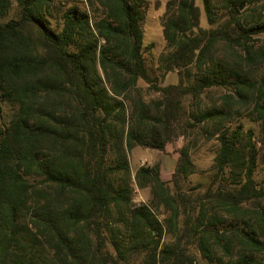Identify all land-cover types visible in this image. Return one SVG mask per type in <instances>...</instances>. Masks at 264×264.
Returning <instances> with one entry per match:
<instances>
[{
	"label": "trees",
	"instance_id": "1",
	"mask_svg": "<svg viewBox=\"0 0 264 264\" xmlns=\"http://www.w3.org/2000/svg\"><path fill=\"white\" fill-rule=\"evenodd\" d=\"M259 1L225 0L228 16L206 28L196 0H170L161 65L180 81L161 85L144 55L148 0H0V18L16 8L0 22V109L13 108L0 124V264H194L193 236L210 264H264L260 148L252 128L233 124L256 121L264 142V44L253 37L264 16L240 10ZM204 5L216 23L214 0ZM141 81L159 97L146 100ZM213 88L230 92L202 106ZM198 128L220 143L219 189L195 203L183 192L195 171L183 146L176 190L159 163L141 166L136 182L152 199L133 204L130 151H165Z\"/></svg>",
	"mask_w": 264,
	"mask_h": 264
},
{
	"label": "rangeland",
	"instance_id": "2",
	"mask_svg": "<svg viewBox=\"0 0 264 264\" xmlns=\"http://www.w3.org/2000/svg\"><path fill=\"white\" fill-rule=\"evenodd\" d=\"M70 3H74L78 0H68ZM170 0H148L147 7L145 9V19L143 21L144 30V55L146 58V64L150 71L151 76L159 82L161 85L177 84L180 81V75L178 70L166 72L161 65V57L168 51L167 41L164 36L163 18L167 11V4ZM196 3L200 6L202 12V25L206 28L219 25L228 15L229 7L226 5L225 0H214L215 8L217 9V22L211 24L207 15L204 0H196ZM16 10H14L4 17L0 18V22L8 21L14 17ZM241 12L251 14L252 11H256L258 15L264 16V0L242 5L240 8ZM255 38L254 43L256 47L260 44H264V33L253 35ZM221 48V47H220ZM142 88V92L146 100L158 98L159 94L155 91L153 85L141 81L139 84ZM230 92L225 88H213L209 92H204L201 96L202 106L205 103H211L218 101L222 94ZM184 104L188 113L193 109H196L195 102L191 97L184 100ZM13 114V108L10 104L4 103L3 108L0 109V124L6 123L10 120ZM243 123L245 129L252 128L255 131V140L258 147L260 148V158L257 171L255 172V179L259 185L264 186V142L262 140V133L259 124L256 121L251 120L249 117L244 116L234 120L233 124L238 125ZM191 133L189 136H179L171 143H169L165 151H160L144 145H137L129 153L132 181L134 187L133 204L140 205L144 203H150L152 199L151 189L149 187L140 188L136 182V173L141 166H154L160 164L162 177L168 181L170 188L175 191L176 184L173 181V173L176 170L177 160L180 156V149L183 146H188L191 149V158L195 163V171L189 174V177L182 178L181 184L183 192L193 199L198 198L201 194L205 193L210 189H219L220 183L216 181V156L220 147V143L216 138L206 139L205 135H202L200 128ZM154 210L162 222L166 221L168 212L161 207ZM197 210L196 214H198ZM187 217V213L182 215V219ZM184 225V221H182ZM220 229L221 225H218ZM171 239V235L167 234L164 237V241L167 242ZM189 249L190 254L194 260V264H210L208 259L205 258L199 248L196 237L190 239ZM110 250H113L112 246H107ZM143 255L130 264H140L143 260Z\"/></svg>",
	"mask_w": 264,
	"mask_h": 264
}]
</instances>
